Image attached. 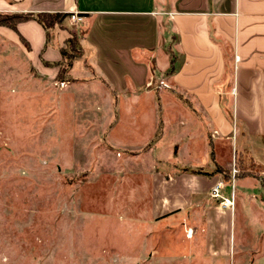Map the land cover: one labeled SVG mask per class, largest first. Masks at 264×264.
I'll use <instances>...</instances> for the list:
<instances>
[{
  "label": "rangeland",
  "instance_id": "374dc122",
  "mask_svg": "<svg viewBox=\"0 0 264 264\" xmlns=\"http://www.w3.org/2000/svg\"><path fill=\"white\" fill-rule=\"evenodd\" d=\"M153 2L158 10H170L176 0ZM70 25L77 35L76 25ZM159 34V58L169 62L170 43L178 63L181 53L171 22L164 20ZM65 64L59 78L49 79L41 74L56 64L31 65L18 45L0 40V264H264L258 256L249 257L253 250L264 252L262 191L254 190L249 180L233 183L236 254L225 261L209 256L208 243L219 247L229 232L220 231L217 223L206 224L202 205L188 213L152 216L151 171L170 175L185 165L172 159L154 163L158 154L172 155L164 148L167 144L155 138L138 151L106 143L101 110L107 84L100 83L92 70L89 76L87 69L82 76L88 80L74 79ZM167 68L153 66L144 89L159 101L173 93L182 108L204 125L194 102L165 74ZM167 102L163 100L165 111L158 103V125L171 139L174 133L169 128L177 119L171 109L167 111ZM142 106L140 102L137 107ZM148 117L135 131L139 139L150 125ZM122 124L128 126L125 119ZM225 142L215 144L224 150L221 162L229 164L228 169L218 166L229 179L232 170L235 176L257 178L255 164L248 157H232ZM201 146L197 143L196 149ZM213 212L208 211L210 219Z\"/></svg>",
  "mask_w": 264,
  "mask_h": 264
},
{
  "label": "crops",
  "instance_id": "0c3cea01",
  "mask_svg": "<svg viewBox=\"0 0 264 264\" xmlns=\"http://www.w3.org/2000/svg\"><path fill=\"white\" fill-rule=\"evenodd\" d=\"M155 5L153 0H0V13L66 12L82 17L75 24L82 57L73 62L69 75L81 80L85 69L92 70L100 83L107 84L108 92L102 94L101 124L104 141L111 147L138 151L155 138L167 144L160 147L172 155L158 154L152 158L154 163L172 159L183 163L184 168L213 172L211 149L206 145L209 132L215 164L227 169L229 166L221 162L224 150L216 141H226L232 157H248L255 164L258 179L238 177L230 182L219 173L210 177L184 171L167 175L155 168L150 173L152 216L188 213L202 205L206 224L217 223L220 231L229 232L219 247L208 243L207 254L225 261L236 254L232 227L237 190L233 183L249 180L264 196V0H176L170 10H158ZM164 20L171 22L184 56L183 64L172 76L173 86L194 102L205 119L204 125L182 108L173 93L170 98H160V102L156 94L144 89L152 76L151 68L164 70L169 64L159 58V33ZM62 26L55 27L48 42L44 29L34 20L18 23L16 31L0 26V40L18 45L31 65L46 68L56 64L41 74L54 79L62 62L60 49L74 32L68 21ZM210 27L214 40L209 35ZM166 99L170 102L167 111L171 109L177 119L169 128L174 133L171 139H166L162 134L165 128L161 130L158 125V103L165 111ZM140 102L145 106L141 110L137 107ZM123 104L128 106L125 111L121 109ZM224 109L231 112L232 120ZM147 114L150 125L144 138L139 139L135 131ZM124 119L128 126L122 124ZM197 143L202 144L201 150L196 149ZM217 183H221L222 199L231 200L232 193V207L220 206L219 199L211 196ZM212 209L210 219L208 211ZM262 251L253 250L249 257L264 259Z\"/></svg>",
  "mask_w": 264,
  "mask_h": 264
},
{
  "label": "trees",
  "instance_id": "16d2710c",
  "mask_svg": "<svg viewBox=\"0 0 264 264\" xmlns=\"http://www.w3.org/2000/svg\"><path fill=\"white\" fill-rule=\"evenodd\" d=\"M70 14L66 12H39V13H12V14H2L0 13V26L7 27L9 29H12L16 31V26L18 23L25 22L28 20H34L38 24L42 26L46 33V42L50 40L51 35L53 34V31L55 30V27L58 26L59 28H63L62 23L65 18H67ZM209 35L212 40H214V32L213 29L209 28ZM170 40L172 41L173 35H169ZM20 41L23 43H26L21 37L19 38ZM176 41L178 42V35H176ZM27 45V44H26ZM65 47L60 49V53L62 56V62L59 64L60 68L57 74V78H59V74L63 72L62 67L63 63L66 62L65 66L66 69H70L73 62L77 59H80L82 57V49L78 42L77 35L72 32L70 37L65 40L64 42ZM166 49L169 54V64L168 68L165 71V74L168 76H173L181 67L184 61V56L181 54L180 61L177 63L176 55L174 50L172 49L170 43L166 45ZM177 64V65H176ZM62 79V77H60ZM177 98L181 100V97L177 95ZM186 103V102H185ZM188 108H190L189 104H186ZM193 111V109H191ZM224 113L226 114V117L229 120H232V114L229 110L224 109ZM210 158L213 162L214 170L213 172H206L203 170H193L188 168H183L182 171L189 172L191 174H197V175H204L210 177L211 175L215 173H219L222 175V178L226 182H230V176L226 172V170L219 167L217 164L214 163V154L212 150V146L210 145ZM235 176L234 178L242 177Z\"/></svg>",
  "mask_w": 264,
  "mask_h": 264
},
{
  "label": "built area",
  "instance_id": "2783aa9c",
  "mask_svg": "<svg viewBox=\"0 0 264 264\" xmlns=\"http://www.w3.org/2000/svg\"><path fill=\"white\" fill-rule=\"evenodd\" d=\"M67 21L72 23V24H77L82 21V17L76 13L70 14L67 18ZM150 84V83H149ZM235 177V170H232L231 174V180H233ZM221 189V183H217L211 191V196L214 198L219 199V205L222 207H232L233 202H232V193H231V200L227 199H222L219 195V190Z\"/></svg>",
  "mask_w": 264,
  "mask_h": 264
}]
</instances>
